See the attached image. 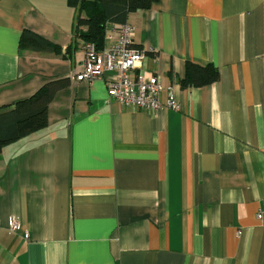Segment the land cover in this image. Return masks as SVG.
Instances as JSON below:
<instances>
[{
    "label": "crops",
    "instance_id": "crops-1",
    "mask_svg": "<svg viewBox=\"0 0 264 264\" xmlns=\"http://www.w3.org/2000/svg\"><path fill=\"white\" fill-rule=\"evenodd\" d=\"M68 1L0 0V113L70 79L48 125L0 153V264H264V0H158L127 16L137 72L180 107L154 113L109 99L113 73L73 79L85 52ZM24 30L61 51L21 49ZM187 62L218 80L182 89Z\"/></svg>",
    "mask_w": 264,
    "mask_h": 264
},
{
    "label": "trees",
    "instance_id": "trees-1",
    "mask_svg": "<svg viewBox=\"0 0 264 264\" xmlns=\"http://www.w3.org/2000/svg\"><path fill=\"white\" fill-rule=\"evenodd\" d=\"M158 0H69L76 10L74 33L84 44H93L101 50L109 28L126 23L127 16L138 10H147ZM84 28V30H81ZM21 49L59 53L61 49L24 30L19 39ZM218 70L211 64L187 62L185 75L179 80L182 89L201 88L215 83ZM70 86L69 78L47 81L31 97L17 101L8 111L0 113V153L8 145L44 129L48 125V107L56 93Z\"/></svg>",
    "mask_w": 264,
    "mask_h": 264
},
{
    "label": "built area",
    "instance_id": "built-area-1",
    "mask_svg": "<svg viewBox=\"0 0 264 264\" xmlns=\"http://www.w3.org/2000/svg\"><path fill=\"white\" fill-rule=\"evenodd\" d=\"M134 37V27L125 23L107 30L101 50H97L93 44H84L83 69L73 79L90 83L113 73L114 76L106 79L107 96L120 107H133L151 113L164 107L179 111L180 107L172 96L165 104H161V85L155 75L137 72L141 69L145 52L135 45ZM263 217L264 206L256 214V219L262 220ZM7 229L12 233L23 232L24 239H29V234L23 231L20 221L15 217L8 219Z\"/></svg>",
    "mask_w": 264,
    "mask_h": 264
}]
</instances>
